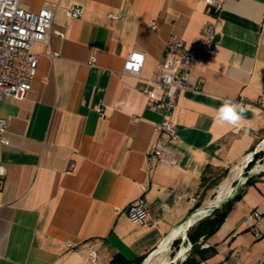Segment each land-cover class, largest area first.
<instances>
[{"label":"crops","instance_id":"obj_1","mask_svg":"<svg viewBox=\"0 0 264 264\" xmlns=\"http://www.w3.org/2000/svg\"><path fill=\"white\" fill-rule=\"evenodd\" d=\"M221 1L213 52L189 72L196 88L176 91L171 164L149 159L162 116L141 89L168 36H180L186 47L203 41L210 17L204 0H21L31 11L52 7L54 17L49 41L31 47L38 63L30 90L0 101L8 139L0 148V264H85L89 248L95 264L150 254L191 217L222 172L215 187L229 183L242 195L217 231L201 239V247L212 248L201 262H256L264 251V156L260 168L246 175L243 168L264 145V0ZM72 3L83 7L80 16L66 14ZM133 50L144 53L138 76L123 71ZM229 98L243 99L235 125L216 119ZM140 195L148 210L142 224L125 212ZM253 210L260 216L246 225Z\"/></svg>","mask_w":264,"mask_h":264},{"label":"built area","instance_id":"obj_2","mask_svg":"<svg viewBox=\"0 0 264 264\" xmlns=\"http://www.w3.org/2000/svg\"><path fill=\"white\" fill-rule=\"evenodd\" d=\"M204 2L210 17L203 25V41L196 46L186 47L180 36L174 34L168 36L164 42L161 60L156 65L148 83L141 89L146 97V105L157 109L162 116L160 122L155 125L159 136L149 154V159L171 164L176 162L175 145L178 137L176 123L173 119L176 91L196 88L189 80V72L202 55L212 54L217 16L223 6L221 0H204ZM65 11L68 16L77 17L82 14L83 7L72 3L66 7ZM109 16L113 19L118 17L117 14H109ZM53 17L54 10L47 5L37 11H31L21 5V0H0V101L6 98L21 99L30 90L38 63V56L31 50V47L35 43L49 41ZM150 26L155 28V21H152ZM56 33L63 37V32L56 31ZM52 55L55 53L53 52ZM143 61V52L130 51L125 57L123 71L138 76ZM234 101L240 105L243 103L242 98L234 99ZM95 108L101 115L103 114L100 104H97ZM6 130L7 121L0 118V148L8 144ZM260 143L264 144V137ZM260 146L256 148L257 152L261 150ZM260 160L256 161L257 165ZM5 173V165L0 160V182ZM146 189L147 186H141L142 192ZM125 212L133 223H144L148 210L143 196L140 195L131 202ZM209 213L210 211L207 215ZM259 216L260 213L253 210L244 217L243 222L251 226ZM185 258L186 255L182 256V260ZM95 263L96 253L89 248L88 260L85 264ZM254 264H264V251Z\"/></svg>","mask_w":264,"mask_h":264},{"label":"trees","instance_id":"obj_3","mask_svg":"<svg viewBox=\"0 0 264 264\" xmlns=\"http://www.w3.org/2000/svg\"><path fill=\"white\" fill-rule=\"evenodd\" d=\"M264 154V150L258 151L254 154L252 160H250L245 170L247 171L252 167L256 159ZM226 172L218 175L214 180L204 188V192L200 196V199L194 204L191 213L200 206L202 197L208 189L215 187L220 179L225 176ZM252 176H248L245 181V185L252 182ZM242 191L239 190L236 194L221 203L218 207L214 208L208 215L200 218L195 224H193L186 232L187 240L191 243L189 252L184 260L179 264H198L201 260L205 259L207 255L212 251V248L201 247V239H206L211 236L220 227L224 221L227 213L232 209L235 201L241 198ZM173 244L179 246L180 239H175ZM148 254H143L134 259H127L120 254H116L107 264H141Z\"/></svg>","mask_w":264,"mask_h":264},{"label":"bare ground","instance_id":"obj_4","mask_svg":"<svg viewBox=\"0 0 264 264\" xmlns=\"http://www.w3.org/2000/svg\"><path fill=\"white\" fill-rule=\"evenodd\" d=\"M261 165H255L253 167V170L260 168ZM241 170H238V177H239V184L244 181V176L240 173ZM240 174V175H239ZM238 185V184H237ZM238 189L236 186H231L229 183H224L219 186L216 195L210 199L206 205L199 207L194 213H192L191 217L187 219L185 222L177 226L171 234L160 244V246L157 248L159 252L165 251L170 243H172L173 238L181 237V235L184 234V231L186 230V227L188 224H190L194 219H196L199 216H202L204 214H207L212 207L215 205H220V203L227 198L230 194L236 192ZM186 250L185 245H182L181 248L176 253V258L181 256L184 251ZM151 255L147 257L141 264H151ZM155 264H168V261L166 259L161 260L158 263Z\"/></svg>","mask_w":264,"mask_h":264},{"label":"rangeland","instance_id":"obj_5","mask_svg":"<svg viewBox=\"0 0 264 264\" xmlns=\"http://www.w3.org/2000/svg\"><path fill=\"white\" fill-rule=\"evenodd\" d=\"M260 148H261V150H264V149H263V148H264V145H261ZM261 150H260V151H261ZM263 156H264V154H263L262 156L258 157V158L256 159V161H257L258 159L263 158ZM256 161L254 162V164L252 165V167L257 163ZM261 162H262V160L259 161V163H261ZM252 167H251V168H252ZM251 168H250V169H251ZM250 169H248V170L246 171L245 168H243V175L248 174V172H249ZM218 188H219V187L216 186V187L214 188V189H215V192H213V193H208V195H207V200L212 199V198L216 195V192H217ZM205 194H207V191L205 192ZM200 207H201V206H200ZM176 239H180V244H179V246L173 244V242H172V243H170V245L168 246V248H167L165 251L159 252L158 249H156L154 252H151L150 254H148L147 257H149V256L151 255L150 263H151V264H155V263L160 262V261L163 260V259H166V260L168 261V264H179V263L182 261V256H184V255L187 256V254H188L190 248L188 249V245H187L188 242L185 241L186 238L184 237V235H181V237H178V238H176ZM174 240H175V239H174ZM174 240H173V241H174ZM183 241H185V242H184V245H185V247H186V250H185L186 252L184 251V255H181V256H179V257L176 258V253H177V251L181 248V245H182ZM147 257H146V258H147ZM146 258H145V259H146ZM145 259H144V260H145Z\"/></svg>","mask_w":264,"mask_h":264},{"label":"clouds","instance_id":"obj_6","mask_svg":"<svg viewBox=\"0 0 264 264\" xmlns=\"http://www.w3.org/2000/svg\"><path fill=\"white\" fill-rule=\"evenodd\" d=\"M245 109L233 99H225L217 110L216 119L221 123L237 124L243 118Z\"/></svg>","mask_w":264,"mask_h":264},{"label":"water","instance_id":"obj_7","mask_svg":"<svg viewBox=\"0 0 264 264\" xmlns=\"http://www.w3.org/2000/svg\"><path fill=\"white\" fill-rule=\"evenodd\" d=\"M257 152V150L255 151V153ZM254 153V154H255ZM254 154L248 159V161L246 162V164H245V167H246V165H247V163L250 161V160H252V158H253V156H254ZM233 195V193L232 194H230L229 196H232ZM229 196H227V198L225 199V200H227L228 198H230ZM225 200H223L221 203H223ZM220 203V204H221ZM219 205H215L214 207H212L211 208V210H210V212L214 209V208H216V207H218ZM198 208H196L194 211H196ZM194 211L192 212V213H194ZM207 214H204V215H202V216H199L197 219H200V218H202L203 216H206ZM193 223H194V220L190 223V224H188L187 225V227H186V229L188 230L189 229V227H191L192 225H193ZM186 230V231H187ZM186 231L184 232V237H186Z\"/></svg>","mask_w":264,"mask_h":264}]
</instances>
